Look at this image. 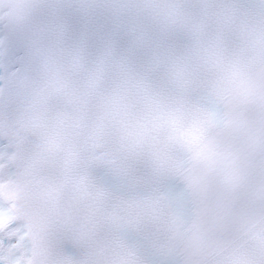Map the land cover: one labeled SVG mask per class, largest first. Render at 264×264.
<instances>
[{
    "label": "snow or ice",
    "instance_id": "obj_1",
    "mask_svg": "<svg viewBox=\"0 0 264 264\" xmlns=\"http://www.w3.org/2000/svg\"><path fill=\"white\" fill-rule=\"evenodd\" d=\"M0 264H264V0H8Z\"/></svg>",
    "mask_w": 264,
    "mask_h": 264
},
{
    "label": "bare ground",
    "instance_id": "obj_2",
    "mask_svg": "<svg viewBox=\"0 0 264 264\" xmlns=\"http://www.w3.org/2000/svg\"><path fill=\"white\" fill-rule=\"evenodd\" d=\"M0 44L3 45V50L0 51V86L8 87L10 79L5 81L3 77L17 69L13 62L16 41L11 33V29L6 37L3 34H0Z\"/></svg>",
    "mask_w": 264,
    "mask_h": 264
},
{
    "label": "clouds",
    "instance_id": "obj_3",
    "mask_svg": "<svg viewBox=\"0 0 264 264\" xmlns=\"http://www.w3.org/2000/svg\"><path fill=\"white\" fill-rule=\"evenodd\" d=\"M7 3H8V0H0V34H3L5 37L7 36V33L9 32V30L11 29L8 26L6 20H4L2 18V14L7 11V7H6ZM2 50H3V45L0 44V51H2ZM24 55H28V42H27L26 38H25V43H24L23 49H22V56H24ZM21 62H22V60H21ZM17 69L11 73L6 74L3 77V79L5 81H7L8 79L15 80L17 75H18Z\"/></svg>",
    "mask_w": 264,
    "mask_h": 264
}]
</instances>
